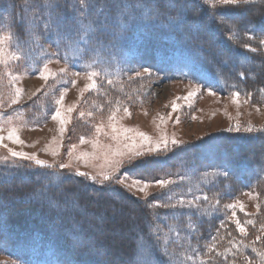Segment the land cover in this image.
Instances as JSON below:
<instances>
[{
	"label": "trees",
	"instance_id": "trees-1",
	"mask_svg": "<svg viewBox=\"0 0 264 264\" xmlns=\"http://www.w3.org/2000/svg\"><path fill=\"white\" fill-rule=\"evenodd\" d=\"M28 1L41 13L47 10V0ZM78 1L61 0L60 21L79 31V36L73 31L70 39L61 40L59 45L72 43L82 35L78 12L73 10L82 7ZM24 2L0 0V18L19 33L28 31L27 25L32 24L22 16ZM88 2L85 0V6ZM107 2L113 6L106 7L105 0H91L94 7L86 12L84 23L99 18L105 25L99 29L93 26L88 49L80 58L88 59L93 50H113L169 79L191 80L224 94L239 91L263 95L264 47L258 42H245H250L249 37L257 41L264 37V0L251 4L253 7L215 8L205 0ZM138 3L154 6L158 17L148 18L147 9L135 7ZM128 5L132 8L127 9ZM220 16L234 28L218 23ZM121 23L128 25L124 35H120ZM38 27L43 28V24ZM42 36L53 47L57 45L55 32H48V38L44 33ZM180 150L185 155L180 151L179 157L187 159L173 160V153H169L150 160L154 179L181 172L185 167L207 171L214 180L200 191L208 198L214 195L217 202L239 190L255 189L261 200L256 226L264 224V130L220 132ZM138 167L144 165L140 163ZM218 171L228 172V177L218 175ZM112 187L72 174L52 180L30 168L0 166V252L20 264H175L162 246L154 210L146 201ZM112 190L124 194L120 197ZM221 220L217 212L193 217L195 230L181 233L191 239L180 240V252L184 256L198 254L195 264L202 260L206 264H242L246 257L264 264V256L259 259L257 251L246 247L241 257L233 250L237 259L216 254L221 252L217 243L222 244V230L227 232V243L238 236L232 224L220 227ZM212 243L216 248L210 252L208 246ZM258 243L262 249L264 238Z\"/></svg>",
	"mask_w": 264,
	"mask_h": 264
},
{
	"label": "rangeland",
	"instance_id": "rangeland-1",
	"mask_svg": "<svg viewBox=\"0 0 264 264\" xmlns=\"http://www.w3.org/2000/svg\"><path fill=\"white\" fill-rule=\"evenodd\" d=\"M27 1L24 2L22 16L31 22L36 10L33 3ZM205 1L215 4V0ZM253 3L260 4L261 0H252L251 4ZM251 4L234 7H253ZM38 24L42 25L39 22L28 24V31L19 33L10 28L5 18H0V136L3 137L0 141L1 167L30 168L52 180L76 170L100 178L102 173L112 175L118 162L128 159L130 151L125 145L132 146L131 151H145L149 144L137 133L146 134L153 146L165 136L169 140L174 137L184 142L178 148L169 143V151L159 154L166 156L173 153V160H179L187 159L181 148L186 149L189 145L220 132L249 133L244 131L249 126L252 127V132L264 130V93H252L250 98L248 93H240L237 98L239 102L236 103L233 102L232 93L224 94L211 89L214 94H210L209 87L191 80L169 79L152 70L150 75L146 74L144 66H140L138 60L137 62L130 56L126 59L122 52L116 54L113 50L106 53L93 50L88 59L84 60L79 56L88 49L91 32L81 30L84 39L79 37L72 43L53 47L45 41L42 36L44 32ZM51 33L49 32L50 35ZM44 34L48 38V33ZM261 39L264 37L258 41L257 38L249 37L250 42L245 43L253 45ZM52 53L58 55H51ZM130 68L134 70L130 71ZM61 69L65 71L61 72ZM90 72L97 73L93 78L96 84L94 88L88 87L92 83L89 79ZM136 72H140L141 76H137ZM17 89H20L19 96ZM190 91L195 92V95L188 98ZM57 108L61 109L62 116L66 118L63 124L59 119L52 118ZM69 108L71 111H68ZM125 108L130 115L124 112ZM113 115L114 121L109 119ZM113 123L120 129L118 139L112 138ZM97 126L102 128L100 133L96 132ZM61 127L64 128L63 132ZM124 129L132 131L125 132ZM13 130L21 142L15 138L9 139L8 134ZM125 136L132 139H125ZM13 151L32 155L56 167L37 165L35 159L13 156ZM180 151L184 155L179 157ZM140 163L137 159L133 165L121 167L115 173V180L124 175L135 176L142 168L138 167ZM60 164L68 167L60 169ZM213 176L207 171L199 172L185 167L181 172L155 178L172 179L177 181L176 184L162 190L154 182H150L143 192L137 190V187L129 188L119 183L101 184L88 180L103 187L113 186V190L123 189L125 193L146 201L149 206L153 205L151 209L156 216V230L163 242L162 246L175 264H195L198 258L195 252H191L192 256H184L178 243L190 238L181 233L194 232L192 218L199 213L217 212L222 217L221 222L232 224L237 232L238 236L231 242L229 239L227 243V232L222 230V244L217 243L221 252L231 249L227 255L237 259L233 250L240 252L241 257L242 249L246 247L257 251L260 259L264 256V247L261 249L258 240H263L264 230L261 226H256L261 200L255 189L239 190L221 202H217L213 195L208 201L198 202L201 205L199 212L187 208L178 209L179 219L172 218L170 209L154 206L156 201L175 204L181 196L185 200L202 196L200 188L212 182ZM130 183L131 178L125 181V184ZM112 193L118 196L124 194L115 191ZM230 204L238 206L235 209L226 207ZM239 205H243V210ZM233 211L236 213L235 217L232 216ZM237 219L244 225L245 233L237 229ZM246 221L255 223L249 224ZM150 249L148 245V250ZM189 257L192 259L189 260ZM0 264L20 263L9 254L0 252ZM242 264L256 262L255 259L246 257Z\"/></svg>",
	"mask_w": 264,
	"mask_h": 264
},
{
	"label": "snow or ice",
	"instance_id": "snow-or-ice-1",
	"mask_svg": "<svg viewBox=\"0 0 264 264\" xmlns=\"http://www.w3.org/2000/svg\"><path fill=\"white\" fill-rule=\"evenodd\" d=\"M252 3V0H215V4H213V7L215 8L216 5H224V6H239V5H249ZM80 4H81V8L80 9H75L73 8V10L78 12V16H79V27L80 29H82L85 32H91L93 29V26L95 25L96 28H103L105 25V21H101L99 18H96L94 20H89V22L87 24L84 23V20L87 19V15L86 12L90 9H92L94 7V5L91 3V0H89L88 4L85 6V0H80ZM105 6L106 7H111L113 5L109 4L107 2V0H105ZM117 7H119V4L115 5ZM46 11H44L43 13L40 12L39 8L36 9V14L34 15V17L31 20V23L36 24L37 21L41 22L43 24V28L42 31L44 33H48V32H55L57 35V40L56 43L59 46L60 41L61 40H65V39H70V35L69 33L75 31L76 35L79 36V31H77L76 29H71L68 28L66 25H63L62 22L60 21L59 18V10L63 7V4L61 3V0H55V2L53 3L52 0H47L46 4ZM127 9H131L132 6L128 5L125 6ZM135 7L137 9H147V15L148 18H153V16H157L158 14L155 12V8L154 6H149L146 4H142V3H138L135 5ZM129 15L131 14V12L129 11L128 13ZM218 23L224 24L225 26L229 27V29L231 30L232 28H234V25H230L229 21L227 18H225L224 16H220ZM127 23H121L119 25L120 28V35H124L127 31ZM251 38V37H250ZM80 39H84L83 36H80ZM259 43L261 45H264V39H261L259 41ZM244 47L246 49H249L252 52H256L257 49L255 48H250L249 45H244ZM51 55H58V53H52ZM66 59V57H65ZM47 66L45 65V68ZM130 71H133L134 69H129ZM61 72H64V69L60 70ZM144 73L146 74H151V69L150 68H144ZM43 75V74H42ZM76 75H79V73H76ZM97 75V73L95 72H90L89 73V79L92 80V83L88 85L89 88H94L96 87L95 81H94V77ZM137 76H141L140 72H136ZM47 79V77H45ZM74 83V81H73ZM109 83H111V81H109ZM17 96H19L20 94V89H17ZM209 93L210 94H214L212 93L211 88H209ZM195 95V92H189L188 93V98H191V96ZM248 97H251V93L247 94ZM233 96V102L238 103V97L240 96V92L239 91H235L232 93ZM63 99V97H61V100ZM16 101H13V103H15ZM57 103H60V101H57ZM173 108L175 109V105H173ZM68 111H71V109L69 108ZM124 112L126 114L130 113L128 112V109L125 108ZM83 115V114H81ZM53 119H59L61 124L64 123L65 121V117L62 116V112L60 108H57L55 110V113L52 117ZM110 120L114 121L115 120V116H111L109 118ZM61 132L64 131V128L61 127ZM112 130H113V139H118L119 138V132L120 129H118L115 124L113 123L112 125ZM237 130H239V125H237ZM102 131V128L100 126L96 127V132L100 133ZM125 132H129L132 131L131 129H124ZM244 131L246 132H252L253 129L251 126L247 127L244 129ZM257 131H260L259 129ZM136 135L140 136L143 140L147 141L149 146L145 149V151L141 152V151H131V147L129 145H125L126 148H129L130 154L128 156V159L126 161H120L118 162L117 167L114 169V172L112 175H108V174H101V177L98 178L96 176H91L89 173L86 172H80L79 170H76L74 173H72V175L77 176V177H84L87 179H91L93 181H97L101 184H106V183H119L125 187H137V190L143 192L145 191V189L148 188L149 183L150 182H154L156 185H158L162 190L167 188L170 185H174L177 183V181L172 180V179H154V170L150 171L149 169L151 168L150 165V160H155V159H159V154L161 152L167 153L169 151L168 149V144L171 143L174 147L178 148L180 147L184 142L176 140L174 137L169 140L166 136L163 137L160 141H158L154 146L151 143V140L149 137L146 136V134L144 133H137ZM9 139H17L18 142L19 141L18 137L16 136V132L15 130L10 131L8 134ZM125 139H132V137H128L125 136ZM3 140V137L0 136V141ZM120 155H123V153H118ZM13 156H18V157H23L26 159H35V162L37 165H41V166H46L48 168H53L56 167V165H48L46 163V161L40 160V159H36L34 156L23 153V152H12ZM137 159L140 160V162L144 165L143 168L139 169L135 176L133 177H129L128 175H124L122 176L119 180H115V173L120 171L121 167L124 166H131L134 163H136ZM60 169H64L67 168L68 165L65 164H60L58 166ZM218 175H222L225 178L228 177V172L224 171V172H217ZM67 178V177H64ZM131 178V183L130 184H125V181ZM181 180H183V177H181ZM142 185V186H141ZM208 201V196L207 195H202V196H195L193 199L191 200H185L183 196H181L175 204H169V203H164L161 204L159 201L155 202L156 207H163L166 209H170L172 211V218L173 219H179V215L180 213L177 211L178 209H184L187 208L188 210H196L197 212L200 211L201 209V205L198 203L199 201ZM153 205H150V207ZM238 205L237 204H230L227 205L226 207L231 208V209H235ZM240 209L243 210V205H239ZM236 213L235 211H233L232 216L235 217ZM236 223V227L237 229L241 232V233H245V227L244 225L241 224V222L237 219L235 220ZM246 223L249 224H254V221H246ZM220 227H225L224 222H221ZM261 228L264 229V224H261ZM219 231V229L217 230ZM213 241L215 240V237L212 238ZM257 239H260L259 237H257ZM216 246L215 243H212L211 245L208 246V251H213L215 250ZM231 249H225L224 252H219L217 251V255L218 256H224L227 257L228 252H230ZM189 260H191L192 258L189 257ZM201 264H206L205 261H201Z\"/></svg>",
	"mask_w": 264,
	"mask_h": 264
}]
</instances>
